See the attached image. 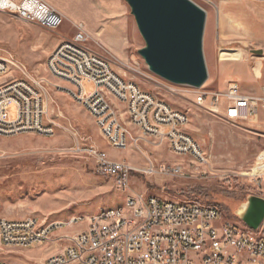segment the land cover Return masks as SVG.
I'll use <instances>...</instances> for the list:
<instances>
[{"label":"rangeland","instance_id":"374dc122","mask_svg":"<svg viewBox=\"0 0 264 264\" xmlns=\"http://www.w3.org/2000/svg\"><path fill=\"white\" fill-rule=\"evenodd\" d=\"M190 1L206 13L203 54L208 78L200 89L222 92L236 83L243 94L264 98V3ZM67 5L70 16L55 31L0 12V59L10 66L0 83L26 77L44 80L46 122L53 129L50 136H0V217L66 223L118 208L126 196L134 195L217 207L222 224L243 226L241 207L248 197L264 195V108L250 121H227L217 110L195 105L198 89L173 86L152 75L138 55L144 42L123 0H110L109 6L125 7L124 18L97 13L90 0H69ZM74 23L84 25L90 37L87 47L107 59L116 73L187 114V133L206 155L205 166L193 164L188 157H176L166 144L154 141L124 150L109 147L92 117L70 98L68 86L51 78L45 69L57 39H70L76 33ZM123 25L127 32L124 41ZM82 87L86 93L93 91L88 82ZM15 118V109L10 110L9 120ZM89 148L134 169L127 191L117 190L111 179L97 174ZM150 164L180 166L183 175L144 174L142 170ZM84 227V221L70 229L63 227L53 237ZM58 246L48 243L14 249L1 253L0 259L7 264H39L54 255Z\"/></svg>","mask_w":264,"mask_h":264},{"label":"built area","instance_id":"2783aa9c","mask_svg":"<svg viewBox=\"0 0 264 264\" xmlns=\"http://www.w3.org/2000/svg\"><path fill=\"white\" fill-rule=\"evenodd\" d=\"M0 12L50 31L64 22L63 16L44 0H0ZM75 29L72 38L62 40L50 53L45 69L51 78L68 86L73 101L94 114V122L109 147L124 150L154 141L166 144L176 157H188L193 164L205 166L206 155L187 133V114L116 73L107 59L87 47L90 37L83 26L75 25ZM7 73V68L0 67V78ZM83 82L93 85L91 93L85 92ZM44 90V80L39 78L26 77L23 84H14V80L0 83V136L52 135L53 129L46 122ZM194 103L217 110L222 119L234 123L250 121L264 108L263 97L243 94L236 83L235 91L195 90ZM13 109L16 118L11 121L9 111ZM118 132L127 134V142L118 141ZM88 153L95 160L99 176L111 179L119 191L128 190L132 167L114 162L94 148ZM142 172L183 175L180 166L157 168L150 164ZM132 196L125 197L127 208L122 211L96 213L66 223L0 217V254L55 243L60 250L39 264H264V218L257 230H251L222 224V215L197 203L160 198L149 201V197L139 196V204H132ZM83 221L85 227L79 231L53 237L57 230L73 228ZM0 264L7 263L0 259Z\"/></svg>","mask_w":264,"mask_h":264},{"label":"water","instance_id":"95a60500","mask_svg":"<svg viewBox=\"0 0 264 264\" xmlns=\"http://www.w3.org/2000/svg\"><path fill=\"white\" fill-rule=\"evenodd\" d=\"M144 42L138 51L148 71L175 86L200 89L208 78L203 54L206 13L190 0H123ZM240 221L257 230L264 198L250 196Z\"/></svg>","mask_w":264,"mask_h":264},{"label":"crops","instance_id":"0c3cea01","mask_svg":"<svg viewBox=\"0 0 264 264\" xmlns=\"http://www.w3.org/2000/svg\"><path fill=\"white\" fill-rule=\"evenodd\" d=\"M45 2H47L49 5H51L53 8H55L62 16L63 18L68 19L69 18V14L67 13V9H68V5L67 3H69V0H44ZM109 2L110 0H90V7L97 11V13H104L106 15L108 14H118L122 15L123 18L125 17V7L120 8L119 5H113V7L109 6ZM75 25H79L74 23L73 26ZM83 28L85 29L84 25H82ZM122 40L124 41L127 32L125 31V27L123 25V29H122ZM66 38H59L57 39V45ZM60 250L59 247H57L54 250V253L58 252ZM45 258H42V260H44Z\"/></svg>","mask_w":264,"mask_h":264},{"label":"bare ground","instance_id":"6f19581e","mask_svg":"<svg viewBox=\"0 0 264 264\" xmlns=\"http://www.w3.org/2000/svg\"><path fill=\"white\" fill-rule=\"evenodd\" d=\"M11 65H12V63H11ZM0 67L7 68V71H9V69H10L9 68L10 67L9 61H5V59H0ZM15 67H16V65H15ZM14 84H23V79L14 80ZM227 91H235V85L234 84L229 85ZM87 113L94 120V114H92V112H87ZM118 141L119 142H127V134H125V132H118ZM260 197L264 198V195H261ZM157 200H158L157 197H149V201H157ZM132 204H139V197H132ZM126 208H127V201L125 200V203L123 205H120L118 208H115L112 210H103V211L99 212V215H110L111 213H117V211H122L123 209H126ZM243 209H244V207L241 208L240 211H242ZM206 210L207 211H213L217 215H221V212L219 211V209L217 207H210V206L207 207L206 206ZM80 218H84V217H80ZM86 218H89V217H86ZM242 225L245 226L243 223H242Z\"/></svg>","mask_w":264,"mask_h":264}]
</instances>
